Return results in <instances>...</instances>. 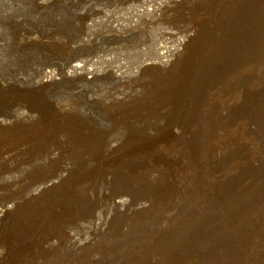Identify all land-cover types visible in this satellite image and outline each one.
Wrapping results in <instances>:
<instances>
[{
    "label": "bare ground",
    "instance_id": "bare-ground-1",
    "mask_svg": "<svg viewBox=\"0 0 264 264\" xmlns=\"http://www.w3.org/2000/svg\"><path fill=\"white\" fill-rule=\"evenodd\" d=\"M81 1L83 9L93 13L85 12L83 18L88 21L82 19V42L87 43L96 27L92 19L95 14H103L105 10L110 18L118 13L127 15L129 23L115 29L130 31L143 20L147 23L159 17L171 6H176L179 0ZM181 4L184 18L197 15V21L188 22L175 46L155 45L158 61L142 60L139 64V70L159 64L156 72L166 81L158 96L162 105L158 106L160 109L152 122L127 120L111 131L90 121L71 103L59 104L56 111L52 106L49 110L37 111L30 105L14 102L7 114H0V140L28 133L44 150L43 155L38 154L29 166L39 167L51 157L65 156L55 178L42 179L24 195L7 197L0 203V264H26L25 261L41 248L54 249L60 239L57 232L64 218L67 220L78 212L94 209L103 198H108L109 213L103 216L99 211L86 224L83 223L94 235L108 234L113 219L125 215L130 205L136 206L133 210L137 214L147 215L154 207V201L167 195L168 187L158 180L133 178L132 173L139 162L120 157L123 154L118 153L130 139L132 147L145 155L159 137L173 138L183 142L187 152L205 165L209 164L210 158L201 152L202 142L209 136L208 130L214 126V119L229 123L241 117L251 131L264 137V78L245 88L240 102L224 112H214L210 107L200 109L207 105L206 96L215 83L227 79L239 65L253 57L264 59V0H181ZM115 50L114 46L106 45L83 60L71 59L66 65L44 69L38 81L48 83L57 76L95 80L102 72L97 65L110 62V55ZM105 71L120 83L131 79L122 66L121 70L111 66ZM106 93L108 91L102 95ZM139 95V88H135L132 94L122 92L123 98ZM111 99V105L121 102L112 94ZM86 100L92 101L91 95ZM148 103L153 104L152 101L145 102L147 106ZM190 125L193 128L186 130ZM90 141L97 142L100 155L78 160L69 152L73 151L70 149L73 144L80 146ZM114 154L119 157L111 159ZM222 158L219 157L218 161ZM80 166L85 167V175H96L95 181L84 191L76 185L78 175H81ZM115 186L139 190L147 197L135 204L130 194L111 192ZM202 187L205 200L199 208H187L177 226L169 225V218H165L166 226L160 223L153 229V244L163 256L161 264H178L185 259L197 260L198 264H217V260L223 257L239 258L253 235L264 238V156L246 162L220 187L210 191L204 185ZM86 241L72 234L66 254L78 252ZM111 260L102 256L89 260V263L121 264ZM131 264L160 262L145 254ZM255 264H264V260Z\"/></svg>",
    "mask_w": 264,
    "mask_h": 264
},
{
    "label": "rangeland",
    "instance_id": "rangeland-1",
    "mask_svg": "<svg viewBox=\"0 0 264 264\" xmlns=\"http://www.w3.org/2000/svg\"><path fill=\"white\" fill-rule=\"evenodd\" d=\"M96 1L108 3V0ZM181 7L179 0L176 6H171L159 17L147 23L143 20L130 31L115 29L129 23L127 15L118 13L110 18L108 11L104 10L103 14L93 15L92 19L96 22L92 31L94 34L90 36V41L84 43L82 19L88 21L83 17L89 11L83 9L81 0H0V114H7L14 102L30 105L37 111L49 110V106L56 111L59 104L71 103L90 121L111 131L121 127L127 120L140 119L146 124L152 122L160 109L158 106L162 105L158 96L166 81L156 72L159 64L144 70H139V64L142 60L158 61L155 45L175 46L188 22L197 21V15L191 14L189 19L184 18ZM106 45L114 46L116 50L110 55V62L97 65L103 73H99L95 80L57 76L48 83L38 81L42 70L66 65L71 59L83 60ZM111 66L120 70L122 66L126 76L131 79L118 82L108 71L104 72ZM263 78L264 59L253 57L239 65L227 79L215 83L206 96L207 105L200 109L210 107L214 112H224L240 102L245 88L258 84ZM135 88L140 89L141 95L123 98L122 92L132 94ZM104 91L108 93L102 95ZM111 94L121 102L111 105ZM88 95H91L92 101L86 100ZM146 101H152L153 104L148 103L147 106ZM213 123L214 126L208 130L209 136L202 142L201 152L210 158L209 164L205 165L187 152L183 142L173 138L159 137L145 155L132 147L130 139L120 147L118 153L123 154L120 157L139 162L140 165L132 173L133 178H149L165 183L167 195L155 200L154 207L147 215L137 214L136 206L130 205L125 215L120 218L117 215L113 219L114 224L108 234L97 236L83 223L86 224L99 211L103 216L109 213L108 198H103L94 209L78 212L67 220L64 218L57 232L60 239L54 249L41 248L25 261L26 264H44L45 261V264L55 261L57 264H91L89 260L102 256L115 263L131 264L135 258L145 254L156 258L161 264L162 253L152 241L155 226L160 223L166 226L168 223L165 218H169V225H179L187 208H199L204 203L203 185L208 191L218 188L235 176L246 162L264 156V137L251 131L243 118H236L229 123L214 119ZM192 128L190 125L186 130ZM70 149L73 151L69 152L78 160L100 155L96 141L80 146L73 144ZM43 151L40 143L28 133L0 140V203L7 197L24 195L42 179L57 176L60 166L65 162L64 155L51 157L39 167L29 166L38 154L43 155ZM117 157L119 155H111V159ZM219 157L223 158L218 161ZM84 169V166H80L81 175H78L80 178L76 183L80 191L88 190L96 177L95 174L85 175ZM201 182L205 184L201 186ZM111 192L130 194L135 204L147 197L139 190L133 191L123 186H115ZM72 234H76L79 240L87 241L78 252L67 255V242L71 240ZM263 260L264 238L253 235L239 258L223 257L217 260V264H255ZM178 264L198 262L185 259Z\"/></svg>",
    "mask_w": 264,
    "mask_h": 264
}]
</instances>
